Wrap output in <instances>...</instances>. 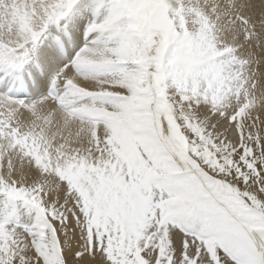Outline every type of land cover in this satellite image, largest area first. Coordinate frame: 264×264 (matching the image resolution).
I'll use <instances>...</instances> for the list:
<instances>
[{
  "label": "snow or ice",
  "instance_id": "snow-or-ice-1",
  "mask_svg": "<svg viewBox=\"0 0 264 264\" xmlns=\"http://www.w3.org/2000/svg\"><path fill=\"white\" fill-rule=\"evenodd\" d=\"M0 264H264V0H0Z\"/></svg>",
  "mask_w": 264,
  "mask_h": 264
}]
</instances>
